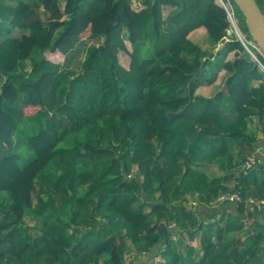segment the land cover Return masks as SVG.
<instances>
[{"label": "trees", "instance_id": "trees-1", "mask_svg": "<svg viewBox=\"0 0 264 264\" xmlns=\"http://www.w3.org/2000/svg\"><path fill=\"white\" fill-rule=\"evenodd\" d=\"M13 1H0V264H264V72L215 0H38L41 16ZM85 36L104 40L76 72L43 54ZM215 63L223 86L196 94Z\"/></svg>", "mask_w": 264, "mask_h": 264}, {"label": "rangeland", "instance_id": "rangeland-1", "mask_svg": "<svg viewBox=\"0 0 264 264\" xmlns=\"http://www.w3.org/2000/svg\"><path fill=\"white\" fill-rule=\"evenodd\" d=\"M0 1L6 2V1H9V0H0ZM36 1H38V0H33V2H31V6H32V8H31V11H32L31 16H41L42 15L41 10L39 9V6H38ZM35 3L37 5V8L35 6ZM130 3H131V7L133 9H135V10H141L142 8H144V5L140 1H138V3H135L133 0H131ZM236 15H237L238 29H239L241 27V25H242L241 16L239 15L238 12L236 13ZM239 31H240V29H239ZM22 33H27V30L26 29L19 30L17 28H14V29H12V32L10 33V35L11 36H20ZM122 34L124 35L125 32H122ZM193 34L194 35L192 36V38H193L194 41L202 40L203 37H204V34H205L204 28L199 27V28L195 29ZM241 34H243V33H241ZM232 36H235V35H232ZM103 40H104L103 37H95V36H87L86 37L85 36L79 42V44H78L76 49L72 50L71 52H69L68 54H66L64 56H62L58 52V55H55V57H53L54 58L53 61L60 63L61 69L76 72V71H78L80 69V64H81V62H82V60L84 58L86 49L89 46H91V45L97 46V45L101 44L103 42ZM125 44H126L127 49L129 50L130 49L129 42L125 41ZM221 44L220 43L217 44V46L213 49V52H216L221 47ZM208 45L209 44L207 43L206 47H208ZM140 48H141L140 52H142L143 56H146V54H147L146 45H143ZM203 48H205V46H203ZM250 48L254 50V47L252 45H250ZM43 54L48 59L51 57L50 51H44ZM37 56L33 55V58H37ZM231 57H232V54L230 53V54L226 55L225 60H228ZM249 59H253L250 54H249ZM119 63L123 64V65H126V63H127V58L123 54H121L120 57H119ZM218 65L219 64H217V68L218 69L214 68V66H216V63L214 65L212 64L210 67L206 66V68H204V72L207 75V78H205L204 82L201 83L196 88V89H198V92H201L202 94H204L206 96H209L211 94L213 95L217 90L221 89V87L223 86V83H224V78H222V75L225 74V77H226V73H225V70L222 67L218 66ZM26 68H28V67H26ZM261 71L264 72V69H261ZM258 82L259 81H253V85H257ZM25 99H26V95H21V97L18 100V102L22 103L23 101H25ZM249 126H250V129H254L255 130V126L253 124L250 123ZM260 136L261 135L258 134V137H260ZM21 146L25 147V145H23V144H21ZM237 147L239 149V146H237ZM20 149H21V151H19V152H20L21 155H22V153H25L23 148H20ZM241 152H243V151H241ZM2 154H3V152L0 149V155H2ZM250 157H251V155H250ZM239 158H240V156H238V160H239ZM251 159L253 160L254 158L251 157ZM254 160L253 161H251V160L249 161L246 158V161H243L244 166H246V167L249 166L251 163L254 162ZM51 164H52V166H50L51 170L56 169L55 165H57V166L59 165V163L56 162V161L55 162L53 161V163H51ZM259 164H261V163L257 162V165H259ZM202 168L207 173V175H209V176H218V175H221L223 173V170H221L219 168L218 163H216V161L215 162H212V161L205 162L204 165L202 166ZM241 168H242L241 165H238V167H236L235 171L237 172ZM58 170H59V168H58ZM231 186H233V184L230 185V187ZM229 189L230 188H228V189L225 188V189L221 190L220 193H219V198L217 200H215V201H212L210 203V205L211 206H216L217 202H219V200L225 198V196H229V198H231L232 195H231V193L228 192ZM3 194L4 193H0V198L1 199H3L5 197ZM232 198H235V196L232 197ZM64 200H66L65 197H64ZM61 201H62V198L55 197L54 205L56 206L57 209H59V211H61L62 216L66 217V209L60 206ZM139 202L140 201H137L136 204H138ZM188 202H190V204H192V206H194L193 208L195 210L197 208V206H198L199 199L196 196H194L193 198H189ZM145 211H148V209H145ZM227 212L228 211L226 210L225 211V215H226ZM225 218H226V216H225ZM185 243H187V242H185ZM191 244L193 246H195V254H198V255L201 254V252H200V244H199L198 238H196L194 241H192ZM128 247L130 248V250H134V246L133 245H129ZM102 258L103 257H99L97 259V261H96V264H104L102 262ZM155 259H156V262L158 264H164L162 262V260L159 259V256H156Z\"/></svg>", "mask_w": 264, "mask_h": 264}, {"label": "water", "instance_id": "water-1", "mask_svg": "<svg viewBox=\"0 0 264 264\" xmlns=\"http://www.w3.org/2000/svg\"><path fill=\"white\" fill-rule=\"evenodd\" d=\"M233 2L243 16L248 29L246 39L250 43H255L264 55V8L256 0H233ZM224 42L225 38H222L221 43Z\"/></svg>", "mask_w": 264, "mask_h": 264}, {"label": "built area", "instance_id": "built-area-1", "mask_svg": "<svg viewBox=\"0 0 264 264\" xmlns=\"http://www.w3.org/2000/svg\"><path fill=\"white\" fill-rule=\"evenodd\" d=\"M215 2L224 10L226 14V19L228 22V27L226 29L227 36L235 35L236 39L241 42L246 51L251 55V57L253 58L252 60H255L258 63L260 69H264V66L257 58V54H262L260 49L255 45V43H250V41L246 39L245 35L241 34L238 29V20L233 0H215ZM227 36L224 37L225 41L228 40ZM250 45L254 47V50L250 48ZM247 160L253 161L254 159L252 160L251 157H247Z\"/></svg>", "mask_w": 264, "mask_h": 264}, {"label": "crops", "instance_id": "crops-1", "mask_svg": "<svg viewBox=\"0 0 264 264\" xmlns=\"http://www.w3.org/2000/svg\"><path fill=\"white\" fill-rule=\"evenodd\" d=\"M133 1H134L135 3H138L139 0H133ZM130 2H131V0H130ZM6 3H12V4H13L14 1H13V0H9V1H6ZM0 39H3V37L0 36ZM213 53L215 54L216 52H213ZM50 54H51V57L49 58V60H52V61H53V59H54L53 57H55V55H58V52H50ZM63 56H64V55H63ZM218 66L221 67L220 64H219ZM212 67H213V66H212ZM214 68H217V65L214 66ZM217 69H218V68H217ZM222 78H225V74L222 75ZM219 90H220V89H219ZM217 91H218V90H217ZM217 91H216V92H217ZM216 92H215V93H216ZM215 93H214V94H215ZM196 94H199V95H202V96H205V97H211V96H212V94L209 95V96H206V95L202 94L201 92H198V89H196ZM214 94H213V95H214Z\"/></svg>", "mask_w": 264, "mask_h": 264}]
</instances>
